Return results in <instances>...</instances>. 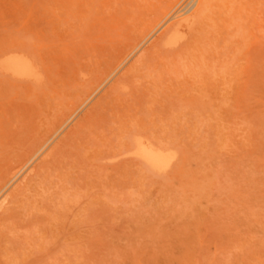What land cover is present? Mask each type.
<instances>
[{
	"label": "rangeland",
	"instance_id": "obj_1",
	"mask_svg": "<svg viewBox=\"0 0 264 264\" xmlns=\"http://www.w3.org/2000/svg\"><path fill=\"white\" fill-rule=\"evenodd\" d=\"M0 74V264H264V0H0Z\"/></svg>",
	"mask_w": 264,
	"mask_h": 264
},
{
	"label": "bare ground",
	"instance_id": "obj_2",
	"mask_svg": "<svg viewBox=\"0 0 264 264\" xmlns=\"http://www.w3.org/2000/svg\"><path fill=\"white\" fill-rule=\"evenodd\" d=\"M208 2V1H207ZM207 2H204V4L205 3H207ZM201 3H203V2H201ZM212 3V2H211ZM234 3V2H233ZM237 4V3H236ZM235 4V5H236ZM203 5V4H202ZM196 6V5H195ZM233 6H234V4H233ZM216 7V6H215ZM238 7V6H237ZM240 7V6H239ZM245 7V6H244ZM205 8H208L207 6L205 7ZM234 8V7H233ZM236 8V7H235ZM241 8H242V6H241ZM89 9V8H88ZM193 9V8H192ZM239 9V8H238ZM243 9V8H242ZM216 10V9H215ZM232 10H234V9H232ZM237 10V9H236ZM236 10H235V12H236ZM190 11V10H189ZM205 10H203V12H204ZM208 11H209V9H208ZM238 11V10H237ZM201 14V13H200ZM200 14H198L199 15V17H200ZM206 14V13H205ZM215 14V13H214ZM219 14V13H218ZM206 15H209V14H206ZM210 15H212V13L210 14ZM219 15H221V14H219ZM194 15L192 14L191 16H189V17H187V18H184L183 20H181V21H179V22H181V23H185V24H187V25H192V23H194V22H192V21H194L193 20V18L194 19H196L195 17H193ZM222 16V15H221ZM175 17V16H174ZM205 17H208V16H205ZM210 17V16H209ZM172 18V17H171ZM198 18V17H197ZM203 20H204V17H203ZM177 22V21H176ZM179 22H177V23H179ZM198 23V22H197ZM177 25V24H176ZM180 25H178V26H175L174 27V29H175V34H177V35H179V33H177L178 32V30H179V27ZM172 29H173V27H172ZM170 31V33L172 34L173 32H171L172 30H169ZM174 31V30H173ZM167 34H169V33H167ZM170 34V35H171ZM185 35V34H184ZM171 38V37H170ZM173 38H175V36L173 37ZM179 38V37H178ZM185 38V37H184ZM178 41V40H177ZM180 41V40H179ZM172 45V44H171ZM175 45V44H174ZM173 45V46H174ZM177 45V44H176ZM16 53V52H15ZM143 55V54H142ZM143 57V56H142ZM28 58V57H27ZM30 60H31V58H29ZM35 59V58H34ZM4 61H5V59H3ZM139 60H141V59H139ZM143 60V59H142ZM141 60V61H142ZM32 61V60H31ZM43 61V60H42ZM35 62H36V60H35ZM135 62H137V61H135ZM139 63V62H138ZM144 63V62H143ZM38 64V63H37ZM40 64V63H39ZM135 64V63H134ZM4 65H5V67L7 68V69H9L13 74H14V76H17V77H24V76H27V77H29L30 75H31V73H30V71H32L33 69V66H34V64H33V62H28L25 58H23L22 56H19V55H8L7 57H6V61H5V63H4ZM132 65V64H131ZM151 65V64H150ZM40 66V65H39ZM43 66V65H42ZM135 66H137V65H135ZM143 66V65H142ZM134 67V66H133ZM48 68H50V67H48L47 66V71H48ZM32 69V70H31ZM36 68H34V70H35ZM40 69H41V66H40ZM33 70V71H34ZM45 70V69H44ZM49 70H51V69H49ZM134 70V69H133ZM140 70V69H139ZM7 71V70H6ZM32 71V72H33ZM114 71V70H113ZM117 71V70H116ZM141 71V70H140ZM43 72V71H42ZM142 72V71H141ZM139 73V72H138ZM45 74V73H44ZM1 75V74H0ZM10 75V74H9ZM12 75V74H11ZM10 75V76H11ZM38 75V74H37ZM48 75H50V74H48ZM34 76V75H33ZM128 76V75H127ZM30 77H32V76H30ZM34 77H36V76H34ZM47 75H46V79H44V80H47ZM135 77V76H134ZM35 79H37V78H35ZM150 79V78H149ZM25 80V79H24ZM21 81V80H20ZM28 81H30V80H28ZM28 81H26V82H28ZM42 81V80H41ZM88 81V80H87ZM151 81V80H150ZM37 82H39L38 80H37ZM30 83V82H29ZM32 83H33V85H35V86H37V83L35 82L34 83V81H32ZM48 83V82H47ZM42 85V84H41ZM40 85V86H41ZM46 85V84H45ZM45 85H44V87H45ZM157 86V85H156ZM29 87V86H28ZM31 87H33V86H31ZM118 87V86H117ZM36 88V87H35ZM121 88V87H120ZM122 88H123V86H122ZM29 89H30V87H29ZM118 90H119V88H118ZM155 90V89H154ZM151 91H153V90H151ZM158 92V91H157ZM33 97V96H32ZM109 97V96H108ZM115 98V97H114ZM87 100V99H86ZM116 100V99H115ZM78 112V111H77ZM149 139V138H148ZM152 142V141H151ZM150 141H143V140H140L137 144H136V147H135V150H133L134 152V154L135 155H137L138 157H140L141 159H142V161L144 162L143 164H146V165H148V166H152V167H158V168H162V167H165L167 164H170V159L172 158H170L169 157V152H168V149L166 150V149H164L163 147L162 148H160V147H158V146H155V144L153 145L152 143H151ZM134 149V148H133ZM48 157H49V155H48Z\"/></svg>",
	"mask_w": 264,
	"mask_h": 264
}]
</instances>
